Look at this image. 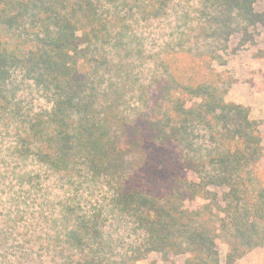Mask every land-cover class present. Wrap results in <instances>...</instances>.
Returning <instances> with one entry per match:
<instances>
[{
	"label": "trees",
	"instance_id": "1",
	"mask_svg": "<svg viewBox=\"0 0 264 264\" xmlns=\"http://www.w3.org/2000/svg\"><path fill=\"white\" fill-rule=\"evenodd\" d=\"M211 1L229 13L239 7L254 39L250 26L264 23L254 8L259 0ZM171 5L176 0H0V137L14 141L0 190H14L15 177L35 192L52 179L72 189L90 180L112 191L64 234L28 240L26 250L42 264H145L152 255L166 264L179 257L185 264H264V128L250 108L227 103L233 79L203 58L216 51L186 50L182 26L190 15L177 17L164 54L131 47L144 45L134 31L139 21L159 19ZM200 31L207 37L203 25ZM189 52L192 61L182 66ZM19 73L29 81L16 85ZM26 84L51 106L35 110L18 98ZM203 126L212 132L209 150L198 142ZM23 191L18 196L30 205L34 198ZM5 211L2 246L25 214L13 205ZM111 213L137 242L106 238ZM120 246L125 251L115 257Z\"/></svg>",
	"mask_w": 264,
	"mask_h": 264
},
{
	"label": "rangeland",
	"instance_id": "2",
	"mask_svg": "<svg viewBox=\"0 0 264 264\" xmlns=\"http://www.w3.org/2000/svg\"><path fill=\"white\" fill-rule=\"evenodd\" d=\"M204 1L205 4L202 6L201 0H176V6L171 5L167 8V13L160 16L159 19L152 18L150 20L149 18L148 22L140 20L134 31L142 36L144 45L139 47L132 44L131 47L136 51H144L147 56L165 52L168 49L166 46L174 43L172 39L176 33L177 17L190 15L191 21L186 22L187 24L183 23L182 26V31L187 34L186 39L189 38L187 42H190L185 46L186 50L198 51L201 55L205 52L216 51V56L213 55L214 58L208 55L203 58H209L210 61H207L209 63L212 61L221 78L231 77L233 79V82L230 80L232 84L228 87L227 103L250 108L252 118L259 121L260 127L264 128V59L259 57L260 53L264 52V23L259 22L257 25L250 26L251 34L254 36V39L251 40L244 31L248 22L243 16H240L241 9L239 7H234L233 11L229 13L224 9L226 7L220 6L219 3ZM241 1L243 2V0ZM254 8L259 12H264V0H259ZM199 25L205 27L207 37L203 36L204 31H200L198 36L196 30L199 29ZM189 26L195 29L192 30ZM184 57L181 65L188 66L192 61L191 53ZM152 65L153 62L150 60V64L146 68L152 67ZM28 81H26L24 73H19L13 82L18 85ZM10 86L12 88V83ZM32 86V89H29L27 84L19 88L18 98L25 97L28 103L33 104L35 110L49 108L52 102L38 91L39 88H36L34 84ZM205 127L208 126H203L197 131L201 137L198 142L207 145L206 149L209 150V146L212 144V132ZM13 143V139L0 137V170L7 168L2 164L4 159L12 160L8 156L7 149ZM27 167L29 170L34 168L33 165ZM191 177L195 178V174H191ZM79 183L77 189H72L71 183L67 181L43 180L41 184H37L40 188H37V192H35L32 190V184L28 182L21 184L13 177L11 185L15 189H7V192L0 190L1 223L4 219L5 209H10L12 205L14 209L25 212L24 220L18 225H14L15 234L8 245H0V264H42V258L38 257L36 252L26 250L31 247L28 240H37L55 234L57 231L64 234L68 227L72 228L75 225L77 215L87 214L94 207L102 206L104 200L111 196L112 191L106 188V184L94 186L90 180ZM21 189H24L22 196L28 197V199L34 198L30 205H27L24 199L18 196L17 192ZM14 195L18 203L12 204L10 199ZM186 206L189 207V202L185 208ZM105 216L110 219L104 230L106 238L116 241L123 240L126 243L138 241V237L130 232V227L120 222L117 215L111 213L110 215L105 214ZM119 249L115 257L122 255L125 251L122 246ZM184 260L183 257H179L177 263L185 264ZM145 264H166V262L161 255H152Z\"/></svg>",
	"mask_w": 264,
	"mask_h": 264
}]
</instances>
